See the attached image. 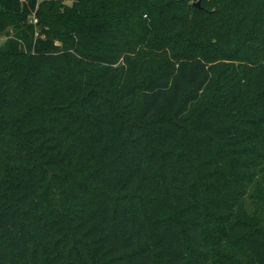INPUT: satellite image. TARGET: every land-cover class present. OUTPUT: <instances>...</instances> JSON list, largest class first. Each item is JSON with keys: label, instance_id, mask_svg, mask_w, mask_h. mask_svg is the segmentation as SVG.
<instances>
[{"label": "trees", "instance_id": "16d2710c", "mask_svg": "<svg viewBox=\"0 0 264 264\" xmlns=\"http://www.w3.org/2000/svg\"><path fill=\"white\" fill-rule=\"evenodd\" d=\"M197 1L0 0V264H264V0Z\"/></svg>", "mask_w": 264, "mask_h": 264}, {"label": "rangeland", "instance_id": "374dc122", "mask_svg": "<svg viewBox=\"0 0 264 264\" xmlns=\"http://www.w3.org/2000/svg\"><path fill=\"white\" fill-rule=\"evenodd\" d=\"M64 1H65V3H67V4H71L73 0H64ZM4 39H5L4 37H1V36H0V43H2V41H3Z\"/></svg>", "mask_w": 264, "mask_h": 264}, {"label": "built area", "instance_id": "2783aa9c", "mask_svg": "<svg viewBox=\"0 0 264 264\" xmlns=\"http://www.w3.org/2000/svg\"><path fill=\"white\" fill-rule=\"evenodd\" d=\"M30 22L35 24L36 23V17H35V14H33L31 17H30Z\"/></svg>", "mask_w": 264, "mask_h": 264}, {"label": "water", "instance_id": "95a60500", "mask_svg": "<svg viewBox=\"0 0 264 264\" xmlns=\"http://www.w3.org/2000/svg\"><path fill=\"white\" fill-rule=\"evenodd\" d=\"M200 2H201V0H198V1L195 3V6L200 7Z\"/></svg>", "mask_w": 264, "mask_h": 264}]
</instances>
